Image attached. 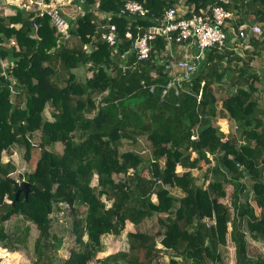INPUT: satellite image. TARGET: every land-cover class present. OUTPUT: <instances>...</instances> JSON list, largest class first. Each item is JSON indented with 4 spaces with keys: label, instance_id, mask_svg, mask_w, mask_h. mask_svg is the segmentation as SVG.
<instances>
[{
    "label": "trees",
    "instance_id": "1",
    "mask_svg": "<svg viewBox=\"0 0 264 264\" xmlns=\"http://www.w3.org/2000/svg\"><path fill=\"white\" fill-rule=\"evenodd\" d=\"M127 1L77 0L82 13L67 17V34L24 9L0 16V246L21 250L34 224L32 264H89L105 235L131 223L125 264H153L161 253L170 264H213L229 243L236 264H264L249 248V238L264 244V66L253 63L264 61V0H137L148 9L138 18L122 12ZM180 1L185 16L221 5L235 29L254 17L262 31L242 39V52L210 47L180 91L162 95L164 37L139 59L125 33L158 24ZM110 24L114 44L103 38ZM36 134V164L20 174L25 193L11 156H35ZM57 142L62 153L49 149ZM63 204L79 247L60 261L53 213ZM155 217L156 231L141 229Z\"/></svg>",
    "mask_w": 264,
    "mask_h": 264
},
{
    "label": "built area",
    "instance_id": "2",
    "mask_svg": "<svg viewBox=\"0 0 264 264\" xmlns=\"http://www.w3.org/2000/svg\"><path fill=\"white\" fill-rule=\"evenodd\" d=\"M15 4L17 8L35 13L36 16L50 18L53 28L67 34L68 21L61 5L55 0H0V16L9 4ZM123 13H127L133 18L146 16L148 9L137 0H128ZM179 14L176 7L169 8L165 17L158 22L134 35L132 30H127L126 37L134 43V49L139 59H146L152 48V41L157 37H164L165 70L169 79L164 85L162 95L169 93L174 88V93H178L182 87V82L189 80L191 75L198 68V64L206 58V52L210 47L218 46L219 49H234L238 51V44L248 34L258 35L262 29L259 24H241L235 29L228 26V21L232 18L231 11L221 5H215L210 10H200L190 16ZM39 24L33 22V28L37 29ZM232 29V32L230 31ZM116 25L110 24L108 31L103 33V38L109 44H114L117 40ZM15 43V40H12ZM87 46H85L86 48ZM181 55L177 57L176 55ZM7 65V64H6ZM14 172L11 173L14 174ZM14 179L22 185L27 181L24 176H20L21 171L17 170ZM213 264H224L221 260H216Z\"/></svg>",
    "mask_w": 264,
    "mask_h": 264
},
{
    "label": "rangeland",
    "instance_id": "3",
    "mask_svg": "<svg viewBox=\"0 0 264 264\" xmlns=\"http://www.w3.org/2000/svg\"><path fill=\"white\" fill-rule=\"evenodd\" d=\"M14 5L15 4H11V3L9 4L10 7H14ZM237 47H238V51L242 52V50L245 48L244 41H240ZM253 63L255 64L257 68L260 66L261 67L264 66V61L261 58L256 59ZM90 74L91 73L89 72L88 76ZM45 114L48 118L52 119L49 107H46ZM218 124L225 131L232 129L231 123L227 122V120L225 119H220L218 121ZM32 141L34 143V147H36L37 149L33 150V153H35V156L31 157L29 160L23 157L24 156L23 148L15 149V153H14L15 158L13 161L14 163H16V165H18V170L21 171V173L22 172L26 173L27 171L32 170L36 164V159L40 152L39 135L36 134L34 137H32ZM63 148H64V144L61 142H57L53 144L51 147H49V149L54 150L59 153H62ZM126 149H132V146L125 145L124 147L121 148L122 151ZM205 167L206 165L204 166V168ZM194 172L195 174H198L197 169L194 170ZM144 174L147 175V172L145 171ZM10 176L15 178L16 176H18V174L16 173ZM119 177L120 175H115L116 179ZM95 184H97L96 177H94L92 180V185H95ZM228 192L230 194L231 192L230 187L228 188ZM223 201L225 203H229V198L225 197ZM53 217H54L53 232L57 236V238H55L54 241L58 247V257L61 261L62 259L66 258L69 255V252L72 248L79 247L78 243L76 242L75 235L73 234V231H72V226H73L72 223H73L74 217L73 215L70 214L69 209L66 204L62 205L61 211L59 212L55 211V213H53ZM16 222L17 220L11 221L10 226H13ZM31 226H32V230L28 237L27 245L23 246L21 250L11 252L0 246V264H32V261L35 257L34 251H33L34 240L38 235V231L34 224H31ZM141 229L145 231L149 230L151 232L156 231L158 229V226L156 223V217L151 220L146 221L145 226H143ZM132 230H133V226L131 225V223H127L126 228L124 229L123 232H121L120 235H112V234L105 235L102 239L105 250L102 252H99L98 258L93 259L89 264H100L99 262L100 259H107L106 261L112 260L111 262H113V264H116L121 259L120 264H122V262H124V259H123L124 254L127 253V251L129 250V242H128L127 233L128 231H132ZM249 248L251 251L262 252V254H264V244L262 242H257L249 238ZM164 251H167V250H164ZM221 252L223 254L222 259H223L224 264H236L235 250L231 243H229L228 246L226 245V248H223V250L221 249ZM153 264H170V254L161 253V255L157 257V259L153 262Z\"/></svg>",
    "mask_w": 264,
    "mask_h": 264
},
{
    "label": "crops",
    "instance_id": "4",
    "mask_svg": "<svg viewBox=\"0 0 264 264\" xmlns=\"http://www.w3.org/2000/svg\"><path fill=\"white\" fill-rule=\"evenodd\" d=\"M55 2H57L58 4L61 5V8H62L63 12L65 13V16L66 17L74 18L75 16H77V15H79V14L82 13V8L78 5L77 0H73V1L72 0H55ZM15 7L16 6H14V7H10L9 6L8 8H6L5 14L14 13V11H16V8H17V7L15 8ZM176 8H178L179 14H184V13L187 12V8L182 5V2L181 1H180L179 5L176 6ZM228 22H229L228 23V26L232 28L234 26V24H233V14H232V18ZM245 23L246 24H259L258 22H256V20H255L254 17H249L248 20H247V22H245ZM14 26L15 27H19L20 24H15ZM231 28H230V31L229 32H232V29ZM2 63H3V65H6L7 64L6 61H4ZM258 70H261V72H262V67L261 66L258 67ZM14 153H15V150H14L12 156H11L12 161L15 158V154ZM2 156H3V160L4 161H7V159L9 158V155L7 154L6 151L3 153ZM16 166H17V170H18V165H16ZM17 170H15V173L14 174H16V171ZM223 248H226V246L222 247L221 249L223 250Z\"/></svg>",
    "mask_w": 264,
    "mask_h": 264
},
{
    "label": "water",
    "instance_id": "5",
    "mask_svg": "<svg viewBox=\"0 0 264 264\" xmlns=\"http://www.w3.org/2000/svg\"><path fill=\"white\" fill-rule=\"evenodd\" d=\"M132 48H134V43H132ZM169 93L171 95L174 94V88L173 87L170 89ZM29 186H30L29 182L28 181H25V182L22 183V185L20 187V190H22L25 193H27L28 190H29Z\"/></svg>",
    "mask_w": 264,
    "mask_h": 264
}]
</instances>
